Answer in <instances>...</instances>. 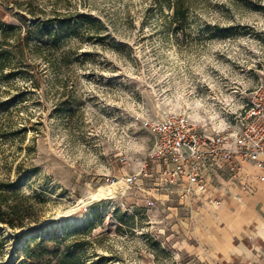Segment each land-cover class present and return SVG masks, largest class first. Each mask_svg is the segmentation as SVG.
Listing matches in <instances>:
<instances>
[{"label": "rangeland", "instance_id": "374dc122", "mask_svg": "<svg viewBox=\"0 0 264 264\" xmlns=\"http://www.w3.org/2000/svg\"><path fill=\"white\" fill-rule=\"evenodd\" d=\"M166 2L0 0V31L15 27L5 48L30 32L0 69V176L40 218L0 222V264L36 237L70 246L69 264H215L195 248L192 202L158 160L142 170L144 121L205 124L243 104L264 78V0H184L177 19Z\"/></svg>", "mask_w": 264, "mask_h": 264}, {"label": "built area", "instance_id": "2783aa9c", "mask_svg": "<svg viewBox=\"0 0 264 264\" xmlns=\"http://www.w3.org/2000/svg\"><path fill=\"white\" fill-rule=\"evenodd\" d=\"M144 126L155 134V143L142 170L158 160L162 179L183 184L187 197L204 194L223 170L239 179L245 162L259 168L253 180L264 183V78L243 104L217 111L208 123L170 112ZM137 178L128 175L125 182L131 186Z\"/></svg>", "mask_w": 264, "mask_h": 264}, {"label": "crops", "instance_id": "0c3cea01", "mask_svg": "<svg viewBox=\"0 0 264 264\" xmlns=\"http://www.w3.org/2000/svg\"><path fill=\"white\" fill-rule=\"evenodd\" d=\"M245 162L239 179L227 170L204 194L187 197L194 205L191 235L199 256L215 264H264V183ZM162 179V178H161ZM175 183L183 192V184Z\"/></svg>", "mask_w": 264, "mask_h": 264}, {"label": "trees", "instance_id": "16d2710c", "mask_svg": "<svg viewBox=\"0 0 264 264\" xmlns=\"http://www.w3.org/2000/svg\"><path fill=\"white\" fill-rule=\"evenodd\" d=\"M166 4L174 12V18L186 16V4L184 0H166ZM42 20L37 21V26H41ZM13 25L2 28L0 31V69H5L11 65V53L22 56V47L24 42L30 36V32L24 37L20 33L15 34L12 49L5 48L10 39L9 29H14ZM16 55V56H17ZM28 128H23L26 131ZM32 197L24 194L18 188V184L11 178H1L0 176V222L9 224L12 228L24 227L31 222L39 221L40 218L30 214V205L28 204ZM71 247H68L66 256L59 255L56 248H48L45 245V238H31L25 245L24 258L18 264H69V254ZM54 259L57 262L54 263Z\"/></svg>", "mask_w": 264, "mask_h": 264}]
</instances>
